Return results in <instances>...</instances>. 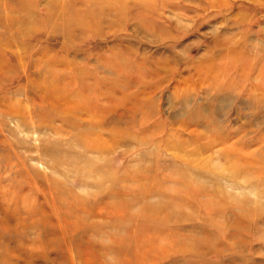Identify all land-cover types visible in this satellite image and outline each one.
Returning <instances> with one entry per match:
<instances>
[{"label":"rangeland","instance_id":"obj_1","mask_svg":"<svg viewBox=\"0 0 264 264\" xmlns=\"http://www.w3.org/2000/svg\"><path fill=\"white\" fill-rule=\"evenodd\" d=\"M0 264H264V0H0Z\"/></svg>","mask_w":264,"mask_h":264}]
</instances>
